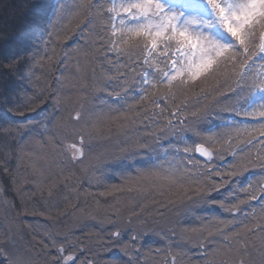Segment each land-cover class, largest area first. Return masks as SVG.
Listing matches in <instances>:
<instances>
[{
	"label": "snow or ice",
	"instance_id": "snow-or-ice-1",
	"mask_svg": "<svg viewBox=\"0 0 264 264\" xmlns=\"http://www.w3.org/2000/svg\"><path fill=\"white\" fill-rule=\"evenodd\" d=\"M44 14L49 37L48 26L68 16L83 23L81 31L89 32L93 47L80 51L91 74L78 60L72 85L77 99L67 117L58 114L62 97L57 90L53 113L23 124L0 123V172L20 201L17 205L7 196L9 188L0 185V264H100V249H118L126 257H111L106 264H193L187 244L200 251L196 264H264V0H79L71 5L51 0ZM40 42L47 49L43 38ZM97 56L109 66L102 75L95 71ZM44 60L51 62L53 56L13 52L3 57L0 68L7 79L0 81V105L6 112L22 116L35 110L47 85L39 95L30 91L40 83L36 68ZM129 73L135 75L129 79ZM56 79L59 83L63 74ZM178 96L183 98L176 103ZM192 97L196 103L189 113ZM232 133L237 140L246 138L245 147L259 144L260 151L230 164L226 176L258 167L261 179L245 178L239 186L245 198L233 193L231 200H217L211 193L229 181L212 166L211 149H230ZM8 138L20 145L15 170L9 167L14 150ZM100 138L108 147L89 156L91 141ZM33 143L37 149L26 151ZM194 154L204 159L203 166ZM85 159L92 176L110 169L124 181L112 184L113 190L167 187L174 197L167 204L183 209L185 216L210 203L233 218L199 216L196 227L172 229L178 240L169 239L162 249L142 243L148 225L135 210L136 220L124 222L116 207L106 215L113 230L107 238L97 236L95 249L85 247L72 230L61 233L39 225H29L31 240L25 241L22 215H67L71 208L77 219L96 218L79 206L81 196L90 193L73 169Z\"/></svg>",
	"mask_w": 264,
	"mask_h": 264
},
{
	"label": "trees",
	"instance_id": "trees-1",
	"mask_svg": "<svg viewBox=\"0 0 264 264\" xmlns=\"http://www.w3.org/2000/svg\"><path fill=\"white\" fill-rule=\"evenodd\" d=\"M12 2V8L11 6H5L6 9L12 11L13 13L18 14V16H16V14L13 15L14 18L13 21L14 23H12L10 25L9 22H7L5 25H1L0 24V62L3 61V57L5 55H9L13 52H21V53H38V59L39 57H42V55H44L45 53V49H44V45H42V43L40 42L41 38H45L47 33L44 31L45 29V24H46V16H44V8L45 5H47L48 3L51 2V0H10ZM76 0H66V3H68L69 5L72 4V2H75ZM79 2V0L77 1ZM14 4V5H13ZM9 14V12L6 11L5 16H7ZM21 15V16H19ZM30 22V23H29ZM29 23V24H28ZM83 23H81L80 20L78 19H73V21H71V28H69L68 32H74V36L72 38V41L75 44L78 43L77 39L79 38V36H76V34H82L83 37L84 34H89V32L87 30H84L83 32L81 31V29L83 28ZM20 28V30H18L17 28ZM77 29V30H75ZM79 30V33H77ZM48 31H50V26H48ZM72 34V33H71ZM70 34V35H71ZM59 36H62L61 34H59ZM72 37V36H71ZM94 39V36L92 37ZM89 37L86 38L85 37V42H83L80 45L77 46H82L84 47L86 44H89V48L91 49L93 47L92 44H90L89 42ZM63 42V39L60 41ZM68 42V41H67ZM56 44V43H54ZM72 43H70V45L64 44V45H60L59 47H63L64 51H70V46L72 47ZM92 46V47H91ZM58 47V48H59ZM91 47V48H90ZM69 48V49H68ZM79 48V47H78ZM81 50V48H79ZM85 49H87L85 47ZM59 50V49H58ZM58 50L52 49L47 51V53L50 54L51 53H55L58 54ZM67 52V53H68ZM57 56V55H56ZM79 56L74 54V61L76 59V61H78L79 59H77ZM82 59L85 61V59L82 57ZM80 64H85L83 63V61L79 60ZM43 62V61H42ZM99 62V63H97ZM97 62L95 67L99 68V71L97 70V75H102L103 71H107L109 66L107 64L106 61H102V59L97 56ZM61 63H62V67L67 65V60H62L61 59ZM56 66V65H55ZM89 68V73L91 74V68L87 63V66ZM57 68V66H56ZM58 69V68H57ZM64 71H66L64 69ZM137 71H139V69H137ZM5 70L0 68V81L7 79V77L5 76ZM62 73L58 72V76H61ZM38 77H41L38 73L36 74ZM135 75V73H129V79L132 78V76ZM64 76V75H63ZM43 78V77H42ZM40 78V83L38 86L34 87L31 89L30 91V95L32 92H35L37 95H39L40 93V89L42 87H44L45 85H47L46 90L43 93V98L42 100H37L35 105H33L34 107V111H25L24 115H14V114H10L8 112H6L5 108L0 105V123H3L4 120H8L11 122H15L17 124H23L28 120H40L42 119L44 116H47L49 113H53L54 111V99L52 98L53 93L55 92L54 88L51 87V84L49 82V78H45L42 79ZM66 78V77H65ZM76 82V78L73 79ZM71 82V79H70ZM69 82V84H70ZM64 86V84H63ZM59 90L60 95L62 96V99L64 97V92ZM198 91V89H197ZM68 94H72V97L75 96L74 90L71 92H68ZM66 97V96H65ZM68 97V96H67ZM76 97V96H75ZM182 96H178V99L176 101V103L179 102L180 99H182ZM191 99H195V97H192ZM67 100V99H66ZM195 103H196V99H195ZM70 104H72V100L70 101ZM195 105V104H194ZM193 105V106H194ZM75 106V103H74ZM193 106H191V108L189 107L188 112L190 113L193 110ZM61 112L59 111L58 114H60ZM191 119V117H190ZM225 119L227 120H232L235 119L237 121H243L245 120V118L243 117H232V116H226ZM250 120V118H248ZM219 123V122H217ZM201 127H203V125H201ZM221 131V129H220ZM189 136H191V132L188 133ZM233 136V142L231 145V148L228 149L226 146L221 147V145H216L214 147H212V151L214 152V159L212 161V166L214 168H216L217 170H219L222 174H225V179H233L234 181L229 180V183H223L222 186L218 189L215 190L211 193V197L216 199V198H221V196H225L226 198H228L229 200L232 199V195L231 194H235L241 198H245V193L240 192L239 191V186L241 185V178L242 177H247L248 179H252L253 176H255L256 180H260L261 176L258 175L259 173V168H250L248 172L241 174L240 176L237 177H227L226 176V172L229 169V165L230 164H234V163H238L242 158H244L248 153L251 156H255L256 153L258 151H260V145L259 144H255L254 146L251 147H245L246 144V138H241V139H235V133H232ZM20 137H17V140H19ZM26 139V137H25ZM4 142V138L0 137V143ZM8 143H10L11 148L14 150L13 155L11 156L10 160H9V167L11 169H13L18 161H17V156L19 154V147L20 145L16 142H12L11 138H8ZM97 141H94L93 144L95 145ZM34 145H36L35 143H33ZM37 146V145H36ZM243 149V151H241ZM43 151H47V149L45 148ZM235 151L237 152V156L235 157V159L232 156V152ZM254 154V155H253ZM4 158V153L3 151H0V159ZM194 160H199L200 161V166H203V164L205 163L204 159L202 157H199V155L194 154L193 156ZM186 161V158H185ZM21 163H26V161H22ZM84 166V164H83ZM82 167V166H81ZM80 166L76 165L75 168L73 169L74 171H76L77 175H79L82 179V181H84L83 183V189H86V182H85V169L84 167L81 168ZM87 170V168H86ZM99 173V172H97ZM96 173V174H97ZM0 174L3 175V179L4 180V186L9 188V191L7 192V196L9 198L12 199H16V203L17 205H20V201L18 198H15L14 193L11 191L10 189V184L9 181L7 179V177L4 176V174L2 172H0ZM245 174V175H244ZM115 178L117 176L113 175L112 171L110 169H105L104 174H103V178L106 180L107 183H110V185L114 184L117 181H112V178ZM219 181V178H216ZM112 181V182H111ZM119 182V181H118ZM121 182L116 183L117 185H120ZM92 189V194L91 195H87V196H81L80 201H79V206L80 207H84L88 209V203L87 200L90 198V202L92 201L93 203H97L105 200L108 201L107 205L110 206V209H105L107 211V214L111 215L113 214V208L115 209L116 207L121 208V212L124 213L123 216H121V219H124V222H126L128 219H132V215L130 213L124 212L125 209L123 210V206H122V195L121 193L113 190V189H108L107 187H100L96 186L95 184L91 183V188ZM105 188V189H104ZM108 192V194L106 195H101L102 192ZM216 197V198H215ZM167 199H174V197L169 196ZM222 199V198H221ZM218 200V199H217ZM101 204V203H100ZM157 202H156V206H157ZM153 205V204H152ZM104 206H106L104 204ZM107 206V207H108ZM243 207V206H241ZM109 208V207H108ZM158 209H161V212H166V215L164 216L166 218L167 223L171 222L168 224V228L167 230H172V229H179L180 227H182L184 224H187V226H198L200 221L197 219V217L199 216H205V217H212V216H219V217H223V218H228V219H232L233 217L223 211V209H221L219 207L218 204H200L196 206V211L193 213H189L188 216H185L183 209L177 210V208H173L172 205L167 204H159ZM156 208V209H157ZM71 208L67 209V215H60L58 212H53L51 216H32V215H28V216H21V223H20V230L21 231H26L27 233L25 234V238H28L27 241L31 240V230L29 228V225L32 226H37L39 225L41 228L43 227H47L50 230H55L57 229L58 232H67L69 230H72L76 233L77 236L80 237L82 243L85 245V247H89V248H94L95 249V245L98 244L100 241L99 240H93L92 242L89 241L87 238L91 237L90 236V226L88 227L89 223V217L85 216L83 219H76V217H73L71 215ZM61 211H64V209H61ZM245 211H248L247 208H245ZM160 213V212H159ZM120 213H118L119 215ZM80 215V214H78ZM241 214H237V217L239 218ZM160 216V215H159ZM164 217L160 218V221H163ZM0 220H2V216H0ZM177 221L182 223H177ZM86 224V227H81V225ZM110 226V225H109ZM112 228V227H111ZM154 228V227H152ZM155 229V228H154ZM175 229V230H176ZM113 230V229H111ZM102 226H99V232H102ZM163 232L159 227L157 228L156 233H160ZM104 233V232H102ZM127 234V235H126ZM128 232L125 231L124 233V237L127 238L128 236ZM161 234V233H160ZM154 236V235H153ZM103 237L107 238V235H104ZM152 237V236H151ZM154 239V237H152ZM157 239V238H156ZM169 239H171L172 241H177V239L175 238H160L157 241L161 244H159L158 242L156 244H154L153 242L149 241V244L147 243V246H153V247H159V248H164L167 243L169 242ZM191 249V250H190ZM189 251V255L193 258V264H196V261L200 259V251L194 247L193 245H187V249ZM91 254H89L90 256ZM111 257H117L121 260L126 259V257H123L122 253L119 252L118 249H112L111 251H107L104 249H100L99 250V257H97V259H99L100 264H106V262L111 258Z\"/></svg>",
	"mask_w": 264,
	"mask_h": 264
},
{
	"label": "rangeland",
	"instance_id": "rangeland-1",
	"mask_svg": "<svg viewBox=\"0 0 264 264\" xmlns=\"http://www.w3.org/2000/svg\"><path fill=\"white\" fill-rule=\"evenodd\" d=\"M77 1L78 0H76L75 2H72V4L78 3ZM11 4H12V2L10 0H0V24L1 25H5L7 22H9L10 25L12 23H14L12 18H14L13 15L16 13H13V10L10 11V10L6 9V7H5V6H8V8H9V6H11V8H12ZM6 11L9 12V14L7 16H5ZM16 16H18V14H16ZM19 16H21V15H19ZM44 16H45V14H44ZM73 19H75L74 16H68V17L64 18L62 21H60L59 23H56L54 25H50V31L53 33V35H51L50 37L48 35H46V37L43 39L44 41L47 42V49H45V46H44L45 53L42 56H45L46 54L51 55V56H53V60L51 62L44 60L41 63V66H38L36 68V74L38 73L41 76L40 78H42V77H43L42 79H45L46 77L49 78V82L51 84V87L54 88L55 92L57 91V89H60L61 91L64 92V97L62 99L61 108H60L61 113L59 114L60 116H63V117H67L68 111H70L74 107V103L77 99L75 96L72 97V94L67 95L68 92L73 91L72 85L75 83V81L73 79L76 78L77 74H78V65H77L76 59L74 61V54L79 56L77 59H79V60L83 61V63H85V64H80L81 66L86 67L87 63H88V61H86V60L84 61L82 59V57L84 58V52L80 51L79 48L85 49V47H86L88 49L89 44H86L84 47L77 46V45H80L83 42H85V37L88 38L89 34H84L85 37H83L82 34H79V35L76 34V36H79V38L77 39L78 43L74 45L72 38L74 36V32H76V31L73 32V30H72V32H68L69 28H71V21H73ZM17 29L20 30L19 27ZM75 30H77V29H75ZM77 33H79V30ZM57 34H61L62 36H59V38H57ZM62 39H63V42H61V44H60V41ZM54 43H56V44H54ZM67 43H68V45H70V43L73 44L72 47L71 46L69 47L70 48L69 52L66 50L64 51L63 47L62 48L59 47L60 45L62 46V45L67 44ZM42 45H44V44L42 43ZM51 48L55 49V50L59 49L58 54H56L57 56L55 55V53H53V52L51 53V51H50V54L47 53V51L51 50ZM65 52H68L71 55H69L66 58L64 55ZM61 59L67 60V65L64 66L63 68H61L62 67ZM97 63H99V62H97ZM55 65L57 66L58 69L56 68ZM64 69L66 71H64ZM81 70H82V68H81ZM97 70L99 71V68L95 67L96 73H97ZM58 72H60L64 75L63 79L59 83L57 82V79H56L58 77ZM70 79H71V82H70ZM69 82H70V84H69ZM63 84H64V86H63ZM62 96L63 95H61V97ZM71 100H72V104H70ZM194 104H195V99L194 100L190 99L189 107L191 108V106H193ZM221 131H223V129H221ZM94 141H97L95 145L93 144ZM91 143L93 145V151L88 154L89 156H95L99 153H102L108 147V141L104 138L94 139L93 141H91ZM33 149H37V146L34 144H29V145L25 146L26 151H30ZM197 155H199V154H197ZM246 156H249V153ZM76 165H78L80 167L82 166L85 169L84 171H85L86 190L88 193H90L89 195H91L93 193L92 189L96 188V187L91 188V183L95 184L96 186H99V188L102 187V185H103V187H107L108 189H111L110 183L106 182V180L103 178V176H101V173H97V174H95V176L91 175L90 169H88V167H87V165H88L87 159L84 160V166L79 164V163H77ZM16 166L13 168V170H15ZM86 168H87V170H86ZM245 178L246 177H242L240 179L241 180L240 184H242L245 181ZM2 179H3V175L0 174V185L4 186V180H2ZM89 179L91 180L90 183L87 182ZM227 180L228 181L230 180V182L234 181L233 179H227ZM112 181L113 182L117 181L114 184L119 183V182H121L120 185L124 184V181L121 180L118 176L115 178L113 177ZM117 192L121 193V195H122V201L121 202H123L122 206H123V210L125 209L124 212H126V214L127 213L131 214L132 211L135 210L136 213L138 215H140L144 219V221L147 223L148 230L142 239L143 244H145L147 246V243L149 244V241L156 244L158 242L157 240L160 239L161 237L162 238H172L174 240L176 238L178 240V237H172L171 230H169V229L167 230L168 224L171 222L167 223L165 217H164L163 221H160L161 216H159V214H158L159 212H161V209L157 208L158 205L159 204L165 205L167 198L170 196V195H168V188L167 187H163L160 190L148 189V190H145L143 192H135V191L128 192L127 190L117 191ZM162 192L164 193L163 195L161 194ZM221 198L224 199L226 197L221 196ZM216 199L219 200V198H216ZM90 200H91L90 198L87 200L88 209L96 214L95 219L89 218V221H88V223H89L88 227L90 226L89 232H90L91 237H88L87 239L92 242L93 240L97 239L98 235L101 237H103L104 235H108V232L111 231L112 226L110 223H108V220L106 219V215H108L106 210L110 209V206L107 205L108 201L102 200L99 203H96V202L93 203L92 201L90 202ZM156 202L158 203L157 206L155 205ZM104 204L106 206H104ZM61 209H64L63 205L61 206ZM114 210L115 209L113 208V211ZM70 211L72 212V210H70ZM119 213H120L119 217L121 219L122 218L121 216L124 215V213L121 212V208H120ZM132 219H133V221H135L136 217L132 215ZM121 220L124 221V219H121ZM180 223H182V221ZM100 225L102 226V229H103L102 232H104V233L99 232V226ZM152 227H154L155 229ZM158 227L163 231L160 233H164L165 235H161L160 233H156ZM190 227H196V226H190ZM180 230H181V227L179 229H176V232L179 233ZM54 231H58V230L55 229ZM22 232L24 233L25 241H27L28 238H25V234L27 232L26 231H22ZM151 236L154 237V239ZM185 243L187 244V242H185ZM159 244H161V243H159ZM187 245L191 246V244H187Z\"/></svg>",
	"mask_w": 264,
	"mask_h": 264
}]
</instances>
